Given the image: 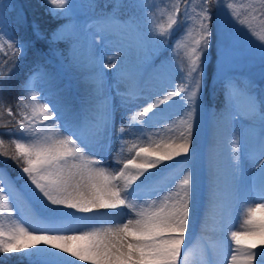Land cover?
Segmentation results:
<instances>
[{
    "label": "snow or ice",
    "instance_id": "6c2138e0",
    "mask_svg": "<svg viewBox=\"0 0 264 264\" xmlns=\"http://www.w3.org/2000/svg\"><path fill=\"white\" fill-rule=\"evenodd\" d=\"M44 3L55 17L75 7L72 0ZM110 4L112 11L106 12ZM89 7L99 9L96 30L77 32L66 58L71 67L91 71L80 103L61 85L51 98L36 89L34 78L49 75L37 70L20 85L15 112L5 104L4 93L12 88V72L27 43L11 30L23 17L10 20L7 5L0 11V115L19 117L14 127L0 132L9 137L7 142L0 138V157L19 169L16 180L0 169V254H19L30 264H205L204 249L186 245V239L199 188L195 120L212 21L216 14L223 20L224 53L233 48L230 34L242 33L264 63V0H169L163 9L151 6L156 10L147 32L135 19L121 17V0H105L102 7L93 0ZM33 30L40 35L38 25ZM177 31L172 51L180 60V83L170 81L145 100L129 72L133 49L126 38L136 33L142 43L158 48ZM61 38L54 32L51 42ZM109 46L112 55L105 63ZM105 69L115 70L111 82ZM223 117L229 131L231 202L239 204L241 219L237 230L221 227L220 264H264V85L249 79L245 86H230ZM242 121L251 125L237 134L234 125ZM130 140L135 142L129 146ZM113 142L117 156L125 149L128 155L114 156L110 168L95 149L110 151ZM246 163L252 165L250 174ZM21 197L32 206L35 223L14 216ZM253 198L262 202L252 203ZM5 218L11 222L4 223Z\"/></svg>",
    "mask_w": 264,
    "mask_h": 264
},
{
    "label": "rangeland",
    "instance_id": "374dc122",
    "mask_svg": "<svg viewBox=\"0 0 264 264\" xmlns=\"http://www.w3.org/2000/svg\"><path fill=\"white\" fill-rule=\"evenodd\" d=\"M24 1L30 0H0V11L2 6L7 5V13L15 18L17 14L23 17L21 23L24 29L27 26V18L25 15L26 7ZM95 2L103 6L105 0H95ZM125 7L121 8V17L124 20H128L129 17L135 19L140 25L143 32L150 30V17L153 9L151 6H159L160 9L165 8L169 4V0H121ZM33 3L38 4L35 7V19L43 16L40 12L43 11L44 15L48 12V8L44 3V0H34ZM74 4L73 10L65 16L55 17L60 19V23L53 29L42 26V22L33 20L31 23L32 32L30 36H35L39 39L40 44L45 46L44 53L46 57L52 62L57 71L49 72L39 69L40 72H47L48 76H36L34 78V87L39 91L45 93L49 98L53 96L58 85L63 86L70 90L71 99L79 104L81 98L85 95L88 84L85 80L87 75L91 74L90 70L83 68H73L69 65L66 58L72 54V49L75 45V34L81 29L89 28L90 31H95L94 21L98 14L89 7L93 0H72ZM127 4H142L144 7H136L131 9L126 7ZM14 12V14H11ZM99 11V9H97ZM106 12H111V4ZM119 13V14H120ZM8 18L11 20V16ZM33 25L39 26L38 36L34 30ZM223 29V20L219 14L214 15L212 21V30L214 33L212 46L208 52L207 60L205 62V73L202 79V104L197 112L195 120V140H196V152L198 154V160L196 162L197 170V182L199 185L196 195V206L194 215L192 217V225L190 227V234L186 239V245H199L204 249L205 264H220L221 256L219 255V246L224 238L225 234L221 231V227L224 224L229 226V231L237 230L239 227L240 206L238 203L231 202V184H230V168L228 163V148L227 142L229 137V131L226 128V122L223 117V108H212L208 103H212L213 98L217 92V89L221 87L223 93L220 102L223 103L227 95V90L233 84H239L241 86L247 85L249 79L254 80L259 85H264V78H262V72H264V63L261 61L260 52L258 48H252L248 43V38L242 33H231V39L233 42V48L224 53L221 45ZM12 30V28H11ZM15 38L19 37L12 30ZM62 34V38L51 42L53 33ZM179 35V31L174 33L172 38L162 47L153 48L146 41L141 42L136 33H131L126 38V43L133 49V55L129 63V72L135 76L138 81L139 77L143 75L148 76V81L141 83L140 86L144 89V99L147 100L148 96L152 93L158 92L161 88L167 86L170 81H175L176 84L180 83L179 76L177 74V65L180 63L178 57L174 56L172 51L174 41ZM29 36V31L21 33L22 42H26L27 46L29 41L25 40ZM99 42V39H98ZM81 44L84 41L81 40ZM105 51L104 62L108 63V56L112 55L110 50ZM213 49L212 55L215 57L213 66L215 67L214 74L209 80V86L206 81L207 67H209L210 54ZM103 51V49H101ZM23 57L20 56L18 63L12 72L11 83L16 72H21L18 67L23 62ZM3 61L0 60V63ZM105 79L109 82L112 80V74L114 69H105ZM142 73V74H141ZM208 77V76H207ZM29 79V77H28ZM139 83V82H138ZM143 84V85H142ZM123 85L121 90H123ZM116 103L119 104V98ZM143 103V101H141ZM219 103L218 105H220ZM119 110L117 111L116 129L113 131L114 140L118 136V128L120 125ZM19 117H9L7 114L0 115V132H6L8 128L15 126L14 121ZM251 122H238L234 125L236 133L239 134L240 130L244 128L248 130ZM258 131V128L255 129ZM0 138L5 139L7 142L9 137L7 135ZM135 141H129V146ZM114 146L111 150H107L106 155L104 151L97 154L103 156L108 161V166H113V157L122 159L128 155L126 149L123 153L117 156V144L113 142ZM99 148V146H97ZM97 147L95 151H97ZM100 149V148H99ZM113 150V154H112ZM0 169H6L7 173L13 180H16L19 175V169L16 164L10 160L5 163V159L0 157ZM244 169L246 174L251 173L252 165L245 164ZM20 181H17L19 186ZM248 181L245 179V187H247ZM214 191L215 195L212 196ZM250 192L246 193V198H251ZM211 197V203H210ZM262 201L252 199V203H258ZM207 214V215H206ZM209 217L207 219L206 216ZM259 216V214H257ZM14 216L21 218L27 224L35 223V217L33 215V208L26 200L21 197L16 201ZM4 223H10L9 219H4ZM17 260H23L30 263L28 259L13 253ZM227 259V257H224ZM77 264H84V262H77Z\"/></svg>",
    "mask_w": 264,
    "mask_h": 264
},
{
    "label": "trees",
    "instance_id": "16d2710c",
    "mask_svg": "<svg viewBox=\"0 0 264 264\" xmlns=\"http://www.w3.org/2000/svg\"><path fill=\"white\" fill-rule=\"evenodd\" d=\"M52 19V18H51ZM58 24V21H51V27L55 28ZM40 42H36L33 44V46H31L28 49L27 52V57H26V61L25 64L23 65V69L24 71H31L36 67L42 66V67H47L48 63L47 61L43 58L42 56V52H40ZM20 79L23 81V77L20 76ZM17 81L16 80V84L15 87L11 90L10 94L8 95L9 97H7V101L9 102V104H13L16 100L17 97V93L20 90V85H17ZM16 109V106H14ZM17 110V109H16Z\"/></svg>",
    "mask_w": 264,
    "mask_h": 264
},
{
    "label": "bare ground",
    "instance_id": "6f19581e",
    "mask_svg": "<svg viewBox=\"0 0 264 264\" xmlns=\"http://www.w3.org/2000/svg\"><path fill=\"white\" fill-rule=\"evenodd\" d=\"M207 215V214H206ZM209 217V215L208 216H206V218L205 219H207ZM7 219V218H6Z\"/></svg>",
    "mask_w": 264,
    "mask_h": 264
}]
</instances>
